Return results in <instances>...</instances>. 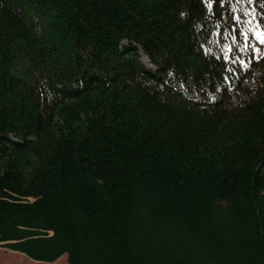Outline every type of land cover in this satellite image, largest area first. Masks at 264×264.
I'll return each mask as SVG.
<instances>
[{"label": "trees", "instance_id": "16d2710c", "mask_svg": "<svg viewBox=\"0 0 264 264\" xmlns=\"http://www.w3.org/2000/svg\"><path fill=\"white\" fill-rule=\"evenodd\" d=\"M260 1L0 0V244L20 264H264Z\"/></svg>", "mask_w": 264, "mask_h": 264}, {"label": "rangeland", "instance_id": "374dc122", "mask_svg": "<svg viewBox=\"0 0 264 264\" xmlns=\"http://www.w3.org/2000/svg\"><path fill=\"white\" fill-rule=\"evenodd\" d=\"M260 6L261 5L258 4L254 7H251L248 11V13L251 16L250 19L255 22V28L257 32L264 31V11L262 12L260 11L259 9ZM257 52H259L261 56H264V45L258 43ZM20 262H21L20 254L11 252L5 249L2 245H0V264H20ZM55 262L56 263L58 262L57 264H68L66 256L60 257V259H58Z\"/></svg>", "mask_w": 264, "mask_h": 264}, {"label": "snow or ice", "instance_id": "6c2138e0", "mask_svg": "<svg viewBox=\"0 0 264 264\" xmlns=\"http://www.w3.org/2000/svg\"><path fill=\"white\" fill-rule=\"evenodd\" d=\"M213 2H214V0H205L206 6L209 8H211V5ZM220 4H221V6H223L224 0H220ZM254 37L259 44L264 45V31L254 33ZM245 39H247V38H245ZM251 51L253 52V57L255 58V54L257 52V49L255 47H252ZM225 60H226V62L228 61L227 56H225ZM238 62L240 63L241 68H244V65L247 63L246 60H242V59L238 60Z\"/></svg>", "mask_w": 264, "mask_h": 264}, {"label": "bare ground", "instance_id": "6f19581e", "mask_svg": "<svg viewBox=\"0 0 264 264\" xmlns=\"http://www.w3.org/2000/svg\"><path fill=\"white\" fill-rule=\"evenodd\" d=\"M142 64L145 65V66L147 65V64H144V63H142ZM147 66H148V65H147Z\"/></svg>", "mask_w": 264, "mask_h": 264}, {"label": "water", "instance_id": "95a60500", "mask_svg": "<svg viewBox=\"0 0 264 264\" xmlns=\"http://www.w3.org/2000/svg\"><path fill=\"white\" fill-rule=\"evenodd\" d=\"M0 245H3V244H0Z\"/></svg>", "mask_w": 264, "mask_h": 264}]
</instances>
